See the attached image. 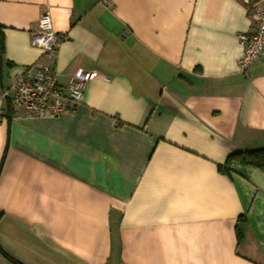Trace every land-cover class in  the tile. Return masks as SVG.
I'll return each instance as SVG.
<instances>
[{
  "label": "crops",
  "instance_id": "0c3cea01",
  "mask_svg": "<svg viewBox=\"0 0 264 264\" xmlns=\"http://www.w3.org/2000/svg\"><path fill=\"white\" fill-rule=\"evenodd\" d=\"M264 0H0V93L33 64L76 111L0 100V264H264V51L240 70L247 7ZM67 38L52 60L39 17ZM243 216V236L235 226Z\"/></svg>",
  "mask_w": 264,
  "mask_h": 264
},
{
  "label": "built area",
  "instance_id": "2783aa9c",
  "mask_svg": "<svg viewBox=\"0 0 264 264\" xmlns=\"http://www.w3.org/2000/svg\"><path fill=\"white\" fill-rule=\"evenodd\" d=\"M106 2V0H103ZM249 30L238 34L241 55L238 67L245 70L255 63L264 51V9L256 4L248 5ZM67 36L53 31L48 12L43 13L31 35V44L42 50V56L52 60L58 46ZM97 77L95 71L77 68L70 75L65 87L56 81L55 70L46 64H33L17 74L8 89L1 91L0 100L8 99L20 105L27 117H56L73 112L79 107L87 82Z\"/></svg>",
  "mask_w": 264,
  "mask_h": 264
},
{
  "label": "trees",
  "instance_id": "16d2710c",
  "mask_svg": "<svg viewBox=\"0 0 264 264\" xmlns=\"http://www.w3.org/2000/svg\"><path fill=\"white\" fill-rule=\"evenodd\" d=\"M1 52H2V32L0 31V54ZM4 157H5V153H3L0 160V170L3 165ZM230 162H237L240 164H244L264 170V148L233 152L227 156L225 163L223 164V166H219V168L222 171H228L227 166ZM243 223H244L243 216H239L235 226L237 242H240L243 236Z\"/></svg>",
  "mask_w": 264,
  "mask_h": 264
}]
</instances>
